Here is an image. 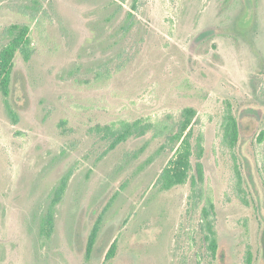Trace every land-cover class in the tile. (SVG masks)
<instances>
[{"label":"rangeland","instance_id":"1","mask_svg":"<svg viewBox=\"0 0 264 264\" xmlns=\"http://www.w3.org/2000/svg\"><path fill=\"white\" fill-rule=\"evenodd\" d=\"M13 25L29 26L33 51L16 54L0 92V264H264V0H0V52ZM185 108L196 112L193 165L202 149L195 190V171L159 188L165 139L109 150L95 131Z\"/></svg>","mask_w":264,"mask_h":264},{"label":"trees","instance_id":"2","mask_svg":"<svg viewBox=\"0 0 264 264\" xmlns=\"http://www.w3.org/2000/svg\"><path fill=\"white\" fill-rule=\"evenodd\" d=\"M129 17V16H128ZM128 29V27H126ZM9 40L0 52V92L6 98L9 94L10 77L13 67V60L16 54H21L25 61L30 59L32 47L29 37V26L13 25L8 30ZM7 105V104H6ZM9 113L12 112L7 108ZM196 112L193 108H185L181 111L179 119H174L171 115H166L163 119L156 121H148L137 119L132 122L125 120L112 122L104 126H96L95 131L111 140L109 150H113L119 144L127 141L132 137H142L148 132L152 133L154 138H163L167 142V146L173 152L165 167L158 176L157 184L163 191H168L174 187L186 184L190 178V173L195 171V176H191V184L195 187L202 184L204 180V170L201 162V146L198 143L197 162L193 165L191 159L193 157L192 139V123ZM224 141L232 149L236 146L239 128L236 120L228 115L223 123ZM165 144L163 145L162 149ZM67 185V178L61 180L58 185L53 205L60 202ZM214 206L210 197L206 198L205 207L202 209V219L207 231L206 239L208 241V249L212 257H215L218 246L213 230L212 216ZM102 222L101 215L98 217L91 233L88 237L86 245V257L89 258L95 245L100 225ZM48 225L51 220L48 219ZM116 242L114 241L105 255V260H112L116 254ZM250 264V260H248Z\"/></svg>","mask_w":264,"mask_h":264}]
</instances>
